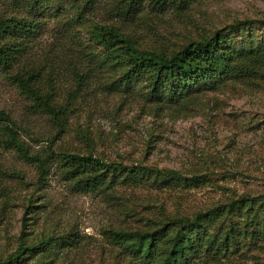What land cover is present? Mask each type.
I'll return each mask as SVG.
<instances>
[{
	"label": "rangeland",
	"instance_id": "1",
	"mask_svg": "<svg viewBox=\"0 0 264 264\" xmlns=\"http://www.w3.org/2000/svg\"><path fill=\"white\" fill-rule=\"evenodd\" d=\"M57 1L38 16L40 29L17 67L39 70L56 101H68L63 127L30 110V100L0 72V111L15 123L32 155H52L39 178L34 163L0 142V260L16 249L19 238L33 243L50 234H71L50 264H141L112 242L109 230L150 231L167 217L192 216L264 193V78L236 77L185 102L157 106L147 99L143 82L127 91L118 88L121 66L106 63L104 49L90 38L94 23H112L140 49L169 52L236 19L264 17V0H191L163 13L144 0L133 18L118 12L128 0H96L79 20L74 18L83 0ZM12 15L31 18L25 7L0 0V16ZM75 72L85 73L79 87ZM64 153L174 170L183 179L81 191L64 172L59 156ZM192 176L200 181L191 182ZM230 219L242 225L241 218L226 217L222 232ZM191 264H264V239L241 242L216 259L201 255Z\"/></svg>",
	"mask_w": 264,
	"mask_h": 264
},
{
	"label": "trees",
	"instance_id": "2",
	"mask_svg": "<svg viewBox=\"0 0 264 264\" xmlns=\"http://www.w3.org/2000/svg\"><path fill=\"white\" fill-rule=\"evenodd\" d=\"M11 1L14 7H25L31 18L0 16V72L8 74L20 93L30 100V110L49 117L54 126L61 128L68 113V101H56L53 87L50 84L43 87L39 70L17 67L28 43L40 29L38 16L44 15L47 8L58 1ZM83 1L82 9L77 6L74 19L79 20L86 9L92 11L96 2ZM190 1L150 0V5L163 13L171 8L187 7ZM143 2L128 0L118 12L126 18H133ZM254 27L260 28L263 33L256 34L251 30ZM90 38L104 49L102 57L106 63L114 62L121 66L118 88L127 91L143 82L147 99L157 106L185 102L196 94L216 90L223 81L236 77L246 80L264 78V17L236 19L169 52L140 49L133 36L122 33L112 23H94ZM74 74L79 87L85 73ZM0 122L3 131L0 142L15 150L26 162L34 163L41 178L52 155H32L13 128L15 123L2 111ZM59 156L66 176L81 191H104L117 182L140 184L149 181L157 185L183 179L174 170L122 166L105 162L92 153H64ZM190 180L199 182L200 177L192 176ZM231 216L241 218L242 225L230 219L222 232L226 217ZM109 234L113 243L122 245L141 264H191L201 255L216 259L241 242L264 239V193L239 197L227 205L212 206L192 216L167 217L166 221H160L150 231L109 230ZM70 240L71 234H50L33 243L19 238L16 249L0 260V264H25L30 260H33L32 264H50L59 245L66 246Z\"/></svg>",
	"mask_w": 264,
	"mask_h": 264
}]
</instances>
